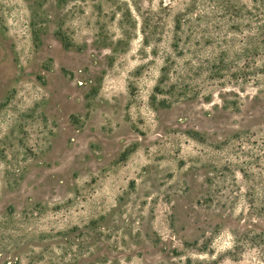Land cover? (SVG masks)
Returning a JSON list of instances; mask_svg holds the SVG:
<instances>
[{
    "label": "rangeland",
    "instance_id": "1",
    "mask_svg": "<svg viewBox=\"0 0 264 264\" xmlns=\"http://www.w3.org/2000/svg\"><path fill=\"white\" fill-rule=\"evenodd\" d=\"M187 1L0 0V264H264V43Z\"/></svg>",
    "mask_w": 264,
    "mask_h": 264
},
{
    "label": "trees",
    "instance_id": "2",
    "mask_svg": "<svg viewBox=\"0 0 264 264\" xmlns=\"http://www.w3.org/2000/svg\"><path fill=\"white\" fill-rule=\"evenodd\" d=\"M251 3L249 6L239 0H188L176 15V31L192 22L197 26L216 24L215 27H219L221 20H230V27L239 30L241 21L246 18L245 27L253 30L252 35L246 36V44L256 46L264 43V0H251Z\"/></svg>",
    "mask_w": 264,
    "mask_h": 264
}]
</instances>
